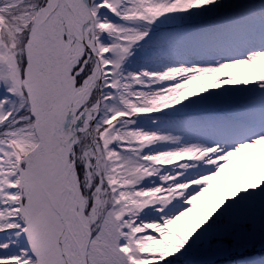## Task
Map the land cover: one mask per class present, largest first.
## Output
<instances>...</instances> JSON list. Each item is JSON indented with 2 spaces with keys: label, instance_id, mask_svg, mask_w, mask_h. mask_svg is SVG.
Instances as JSON below:
<instances>
[{
  "label": "snow or ice",
  "instance_id": "1",
  "mask_svg": "<svg viewBox=\"0 0 264 264\" xmlns=\"http://www.w3.org/2000/svg\"><path fill=\"white\" fill-rule=\"evenodd\" d=\"M0 264H264V0H0Z\"/></svg>",
  "mask_w": 264,
  "mask_h": 264
}]
</instances>
